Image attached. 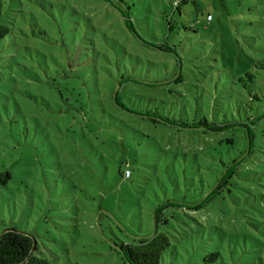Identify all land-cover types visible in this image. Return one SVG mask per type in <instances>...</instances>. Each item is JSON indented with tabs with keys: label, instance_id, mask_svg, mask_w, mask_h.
Segmentation results:
<instances>
[{
	"label": "rangeland",
	"instance_id": "1",
	"mask_svg": "<svg viewBox=\"0 0 264 264\" xmlns=\"http://www.w3.org/2000/svg\"><path fill=\"white\" fill-rule=\"evenodd\" d=\"M0 24V236L47 264L155 234L159 264H264V0H0ZM202 121L228 128H180Z\"/></svg>",
	"mask_w": 264,
	"mask_h": 264
},
{
	"label": "trees",
	"instance_id": "2",
	"mask_svg": "<svg viewBox=\"0 0 264 264\" xmlns=\"http://www.w3.org/2000/svg\"><path fill=\"white\" fill-rule=\"evenodd\" d=\"M178 9V4L172 5ZM120 14L125 20L126 27L132 34H136L131 24L128 23V15L120 10ZM8 34V29L0 24V40ZM160 51L163 48H157ZM247 80L253 81V75L248 74ZM118 103V99L115 98ZM152 122L157 124L158 121L155 117L151 118ZM159 122L167 125H172L170 121L159 119ZM236 126V125H235ZM180 128H186L191 130L204 129L212 133H220L228 126H218L208 123L206 121L199 122V124H180ZM249 156L245 154L239 158L234 159L225 167V171L220 176V179L214 188V190L198 205L193 206L192 210L196 211L202 208L210 198L215 195L226 183L233 178L235 172L242 166ZM126 176V173H125ZM10 180V174L7 171H0V188L5 187ZM167 207H175V205H163L158 207L154 212V220L157 224L160 221L159 216L162 210ZM169 246L167 237L161 234H155L149 238H135L132 244L121 246L120 251L123 253V258L127 264H159L160 258L165 250ZM36 251L35 241L31 236L26 233L20 232L16 229H7L0 236V264H47L43 259H38L34 256ZM216 256H212V260H215Z\"/></svg>",
	"mask_w": 264,
	"mask_h": 264
},
{
	"label": "built area",
	"instance_id": "3",
	"mask_svg": "<svg viewBox=\"0 0 264 264\" xmlns=\"http://www.w3.org/2000/svg\"><path fill=\"white\" fill-rule=\"evenodd\" d=\"M126 175L128 176L129 175V172H126Z\"/></svg>",
	"mask_w": 264,
	"mask_h": 264
},
{
	"label": "crops",
	"instance_id": "4",
	"mask_svg": "<svg viewBox=\"0 0 264 264\" xmlns=\"http://www.w3.org/2000/svg\"><path fill=\"white\" fill-rule=\"evenodd\" d=\"M209 19V18H208Z\"/></svg>",
	"mask_w": 264,
	"mask_h": 264
}]
</instances>
